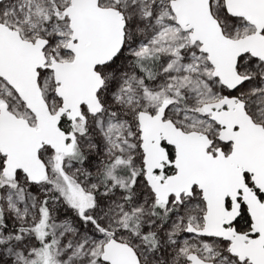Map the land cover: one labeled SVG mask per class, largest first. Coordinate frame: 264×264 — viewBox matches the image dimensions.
<instances>
[{"label":"snow or ice","instance_id":"snow-or-ice-1","mask_svg":"<svg viewBox=\"0 0 264 264\" xmlns=\"http://www.w3.org/2000/svg\"><path fill=\"white\" fill-rule=\"evenodd\" d=\"M0 264H264V0H0Z\"/></svg>","mask_w":264,"mask_h":264}]
</instances>
